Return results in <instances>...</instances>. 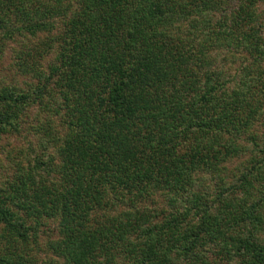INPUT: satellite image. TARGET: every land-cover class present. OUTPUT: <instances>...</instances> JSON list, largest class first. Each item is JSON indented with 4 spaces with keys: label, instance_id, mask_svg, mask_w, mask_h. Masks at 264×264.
I'll list each match as a JSON object with an SVG mask.
<instances>
[{
    "label": "trees",
    "instance_id": "16d2710c",
    "mask_svg": "<svg viewBox=\"0 0 264 264\" xmlns=\"http://www.w3.org/2000/svg\"><path fill=\"white\" fill-rule=\"evenodd\" d=\"M8 49L0 264H264V0H0Z\"/></svg>",
    "mask_w": 264,
    "mask_h": 264
},
{
    "label": "rangeland",
    "instance_id": "374dc122",
    "mask_svg": "<svg viewBox=\"0 0 264 264\" xmlns=\"http://www.w3.org/2000/svg\"><path fill=\"white\" fill-rule=\"evenodd\" d=\"M1 58L2 59L0 60V83H2V82H4V83H17L21 86H24V84H23V80H24L23 77L24 76L17 74L15 72L14 67L12 68V61H13L12 51L10 49H8L7 51H4ZM49 62H50V60H48L47 57L44 58L43 62L41 63L42 68L46 70L47 64ZM26 78H28V77H26ZM246 158H247V156H242L240 159H235V160L231 161L230 163H228V167L234 168L235 164L237 165L241 160H244ZM229 170H231V169H229ZM215 182H218L217 179H215V178H213L210 181H207V183H210L211 185H213ZM165 199L166 198L164 196H159V200L161 201V202H159V204L163 203V201ZM165 202L166 201H164V204H165ZM159 218L161 219V216H159ZM51 226H52V224H48V226L39 228V230H38L39 236H40L39 240L44 241L45 239H47V237L49 238L50 235H52V236L56 235L55 233H52ZM43 254H44L43 251L39 252V257L42 258Z\"/></svg>",
    "mask_w": 264,
    "mask_h": 264
}]
</instances>
